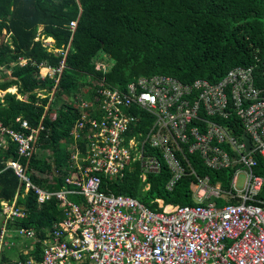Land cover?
<instances>
[{
    "label": "built area",
    "instance_id": "1",
    "mask_svg": "<svg viewBox=\"0 0 264 264\" xmlns=\"http://www.w3.org/2000/svg\"><path fill=\"white\" fill-rule=\"evenodd\" d=\"M40 66L53 76L64 64ZM256 68L235 66L214 82L184 83L168 74L140 77L123 96L117 89L99 90L100 115L77 121L72 130L81 139L88 128L89 164L76 161L77 173L68 175L60 190L33 184L20 162H9L38 201L56 198L63 209L43 240L42 259L18 264H264V176L256 172V154L264 160V84H258ZM122 104L150 114L128 113ZM21 128L0 123L1 134L17 144L18 154L30 157L37 129L26 120ZM130 161L139 162L143 180L149 173L169 172L165 188L170 192L192 178L195 203L156 197L153 202L170 208L154 209L102 189L103 178L94 172L123 177ZM203 170L217 173L214 183ZM76 194L85 202L71 199ZM3 212L7 218L25 216L8 204ZM19 233L36 236L29 228ZM6 244L2 230L0 247Z\"/></svg>",
    "mask_w": 264,
    "mask_h": 264
},
{
    "label": "trees",
    "instance_id": "2",
    "mask_svg": "<svg viewBox=\"0 0 264 264\" xmlns=\"http://www.w3.org/2000/svg\"><path fill=\"white\" fill-rule=\"evenodd\" d=\"M49 37L54 39L51 48L44 42ZM99 62L107 66L97 67ZM41 63L64 66L52 76ZM239 65H255L264 73V0H0V122L21 130L26 120L37 129L30 157L20 156L13 142L9 148L0 146V201L12 200L21 185L14 169L6 167L10 158L25 166L34 183L51 191L64 188L66 176L77 173L73 161L89 164L88 128L78 150L71 148V132L77 121L100 115L99 90L117 89L123 96L130 83L157 74L184 83L198 78L214 82ZM132 105L121 109L149 113ZM75 152L78 160L72 158ZM256 158V172L264 175V160L259 154ZM94 173L103 178L102 189L131 195L152 208L151 196L167 203L191 202L192 178L170 192L164 185L169 172L149 173L143 180L138 161L123 177ZM201 173L215 182L216 172ZM71 199L86 200L77 194ZM18 203L26 204L28 216L10 219L7 227H32L41 238L63 216L56 198L39 205L32 189ZM11 254L2 252L0 264H18Z\"/></svg>",
    "mask_w": 264,
    "mask_h": 264
},
{
    "label": "crops",
    "instance_id": "3",
    "mask_svg": "<svg viewBox=\"0 0 264 264\" xmlns=\"http://www.w3.org/2000/svg\"><path fill=\"white\" fill-rule=\"evenodd\" d=\"M52 41L50 40V45H52ZM263 74L264 73H262V72H260V71H258L257 70V68H256V75H257V78H258V80H257V82H258V84L259 85H263L264 84V79H263ZM74 126H76V123L74 124ZM74 128V127H73ZM22 129V128H21ZM71 141H70V143H71V148H76L77 150H78V148H79V142L80 141H82V139H80V137H76L74 134H72V132H71ZM7 141H9V143H12L13 141L8 137V136H5V135H2L1 134V131H0V146H2V147H7V148H9V144H7ZM36 141V136L34 135V139H33V142H35ZM13 143H15V142H13ZM16 144V143H15ZM7 148H5V149H7ZM33 151H34V147H33ZM17 152H18V150H17ZM75 155H76V152L74 153V155L72 156V158H74L75 157ZM22 157H24V156H22ZM13 160H16V159H13V158H10L8 161H7V165H6V167H9V162H11V161H13ZM16 161H18V162H20L19 160H16ZM135 163L136 162H132V161H130V163L127 165V171H129V172H132L134 169H135ZM75 164V161H73V165ZM22 165V164H21ZM23 166V168H24V172H25V175H26V177H28L32 182H33V184H35V185H37V186H40V185H38V184H36V183H34V181L27 175V173H26V168H25V166L24 165H22ZM139 168H140V165H139ZM14 171H15V169H14ZM15 173H16V171H15ZM259 174H261V173H259ZM16 175L20 178V183H21V185L19 186V188L17 189V192L15 193V195H14V197H13V199L12 200H9V199H2L1 201H0V235H1V231L2 230H5L6 231V235L8 236V238L9 239H13V243L11 244V245H9V244H7V245H1V247H0V252H1V254H0V260H1V258H2V252H5L6 254H11L12 252H13V250H12V248H11V246H13L14 245V238L15 237H17L18 236V233H17V227H15V228H13V227H7V224H8V221L10 220V219H12V218H7L6 217V214L3 212V205H9V206H13V207H17V208H19V210L20 211H22V212H25V216H24V218L25 217H27L28 216V213H29V209H28V207L26 206V204H25V206L24 205H22V204H19L18 203V198H19V196L20 195H25V194H27L28 193V191L29 190H31V189H28V187H27V184H26V180L25 179H23L22 177H20L17 173H16ZM69 175V174H68ZM67 175V176H68ZM263 175V174H262ZM143 176V173L141 172V177ZM264 176V175H263ZM146 177H147V174H146ZM143 179V178H142ZM166 183V182H165ZM165 183H164V185H165ZM108 186V183H107V185L105 186V187H107ZM147 186V187H146ZM148 186H151V183L149 182V183H147V184H145V187H146V189H144V190H148ZM41 187V186H40ZM42 188H44V187H42ZM45 189V188H44ZM47 190V189H46ZM60 190V189H59ZM51 191V190H50ZM53 191H56V190H53ZM191 192H192V190H191ZM114 193V192H113ZM192 194V193H191ZM176 195V194H175ZM157 197V196H156ZM156 197H154V196H151V198H150V200H151V204L152 205H156L155 207H154V209H161L162 208V206H167L168 204H166L165 202H158V201H154L153 202V200L156 198ZM173 198H175V197H173ZM57 200V199H56ZM149 200V201H150ZM37 201H38V199H37ZM58 201V200H57ZM46 202V201H45ZM44 202H40V201H38V204L39 205H42ZM59 203V202H58ZM171 203L172 204H176V203H174V202H172L171 201ZM193 203H195V200L193 199V196L191 195V202H189V203H187V204H193ZM59 207L60 208H62L61 206H60V204H59ZM168 208H170V206H167ZM63 217V216H62ZM61 217V218H62ZM61 220V219H60ZM57 223V222H56ZM27 228H29V227H27ZM29 229H34V228H29ZM54 229V224L52 225V226H50V227H48V228H46V233H45V236L44 237H38V243L36 242L37 241V237L35 236V237H30V242L27 244V246L24 248V249H22V251L20 252V254H22V258H13V256H12V254H11V257H12V263H14V262H16V261H19V260H21L22 259V261H26L27 259H29L30 257H32V256H34L35 257V259H38V262L42 259V249H43V240L44 239H46V237L48 236V233L51 231V230H53ZM35 230V229H34ZM36 231V230H35ZM15 236V237H14ZM37 257V258H36Z\"/></svg>",
    "mask_w": 264,
    "mask_h": 264
},
{
    "label": "rangeland",
    "instance_id": "4",
    "mask_svg": "<svg viewBox=\"0 0 264 264\" xmlns=\"http://www.w3.org/2000/svg\"><path fill=\"white\" fill-rule=\"evenodd\" d=\"M49 39L47 38V39H45L44 40V42H45V44L46 45H48L50 48H51V46L49 45V43H47V41H48ZM50 40L52 41V42H54V39H52V38H50ZM59 52V51H58ZM106 67L107 66V64L105 63V62H99L98 63V65H97V67ZM4 72V71H3ZM7 73H9V71H6ZM5 73V72H4ZM11 91H15V88H11ZM38 92H39V95L40 96H45V93H44V90H38ZM53 93H51L50 95H52ZM7 144H9L10 145V143H9V141H7ZM243 181V177L241 176L240 178H239V182L241 183ZM32 190H34L33 188H32ZM136 199H138V198H136ZM138 200H140V199H138ZM140 201H142V200H140ZM143 202V201H142ZM30 242V238L29 237H27V236H24V235H18L17 237H15L14 238V245L13 246H11V248H12V250H13V254H12V256H13V258H17V255H18V253H20L21 251H22V249H24L26 246H27V244Z\"/></svg>",
    "mask_w": 264,
    "mask_h": 264
},
{
    "label": "clouds",
    "instance_id": "5",
    "mask_svg": "<svg viewBox=\"0 0 264 264\" xmlns=\"http://www.w3.org/2000/svg\"><path fill=\"white\" fill-rule=\"evenodd\" d=\"M50 38L51 37H49L48 39V41H47V43H50ZM53 39V38H52ZM53 44V43H52ZM25 63V62H24ZM8 90H10L11 91V88L10 89H8ZM3 94V92H0V95H2ZM1 123V122H0ZM2 124V123H1ZM9 167H11V166H9ZM14 169V168H13ZM127 173V170H126V172H125V174ZM67 177V176H66ZM65 182H66V178H65ZM147 187V186H146ZM146 187L144 188V189H146ZM149 188H150V186H148ZM148 188V189H149ZM108 192H110V191H108ZM115 195H125V194H117V193H114ZM128 196H131V195H128ZM131 197H133V196H131ZM135 198V197H134ZM13 218H23V217H13ZM12 218V219H13ZM21 228H27V227H19V228H17V233H18V235H21L20 233H19V230L21 229ZM5 231V230H4ZM2 232V231H1ZM35 233H36V231H35ZM25 236V235H24ZM36 236H37V233H36ZM15 237V236H14ZM28 237V236H27ZM30 238V237H29ZM37 238H38V236H37ZM5 239L7 240V242H8V244L9 245H11L12 243H13V239L11 238V239H9L8 238V236L6 235V231H5ZM36 242H38V239H37V241ZM7 245V244H6ZM0 254H1V252H0ZM33 258H35L34 256H32ZM31 258V257H30ZM37 261H38V259H36ZM19 261H22V259L21 260H19ZM18 261V262H19Z\"/></svg>",
    "mask_w": 264,
    "mask_h": 264
},
{
    "label": "water",
    "instance_id": "6",
    "mask_svg": "<svg viewBox=\"0 0 264 264\" xmlns=\"http://www.w3.org/2000/svg\"><path fill=\"white\" fill-rule=\"evenodd\" d=\"M248 148H250V142H248Z\"/></svg>",
    "mask_w": 264,
    "mask_h": 264
}]
</instances>
